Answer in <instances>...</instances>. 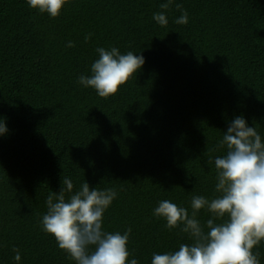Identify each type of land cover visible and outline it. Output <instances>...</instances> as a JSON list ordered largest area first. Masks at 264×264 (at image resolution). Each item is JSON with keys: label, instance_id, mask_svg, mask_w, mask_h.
Segmentation results:
<instances>
[{"label": "trees", "instance_id": "1", "mask_svg": "<svg viewBox=\"0 0 264 264\" xmlns=\"http://www.w3.org/2000/svg\"><path fill=\"white\" fill-rule=\"evenodd\" d=\"M163 2L70 0L53 18L0 0V264H76L41 225L65 177L74 191L116 190L102 228H131L129 264H151L193 243L153 210L169 200L191 213L193 195H219L214 158L231 121L243 115L264 142V0ZM162 11L166 26L153 19ZM100 47L145 58L108 98L78 83ZM253 252L264 264V241Z\"/></svg>", "mask_w": 264, "mask_h": 264}, {"label": "clouds", "instance_id": "2", "mask_svg": "<svg viewBox=\"0 0 264 264\" xmlns=\"http://www.w3.org/2000/svg\"><path fill=\"white\" fill-rule=\"evenodd\" d=\"M69 2L27 0L30 8L53 18ZM173 3L175 0H165L160 7L168 10ZM175 6L182 11L175 23L187 24V10L181 3ZM153 19L161 26L168 24L165 11L154 13ZM67 46L75 45L69 41ZM96 51L99 58L91 65V75L81 74L78 83L94 88L102 98L116 95L145 63L143 55L131 51L121 54L116 47H100ZM7 131L0 118V135ZM218 147L225 150L224 155L214 158L215 193L219 195H193L191 213L169 200L160 201L153 210V215L166 219L169 230L183 225L180 231L193 243L181 244L173 252L154 253L151 264H260L259 252L254 253L253 249L264 241V142L256 128L248 126L244 116L239 115L223 131ZM208 162L212 163L213 158ZM116 196V190L92 188L87 181L74 191L73 181L65 177L59 192L46 198L42 228L76 264H129L131 228L123 234L102 228L104 212ZM201 209L211 213L204 225L197 219ZM13 251L14 260L20 261L19 249ZM130 264H138V260L133 256Z\"/></svg>", "mask_w": 264, "mask_h": 264}]
</instances>
